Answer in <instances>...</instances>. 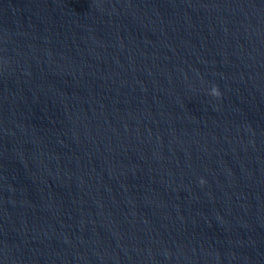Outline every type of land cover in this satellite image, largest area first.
Here are the masks:
<instances>
[{
  "label": "water",
  "instance_id": "water-1",
  "mask_svg": "<svg viewBox=\"0 0 264 264\" xmlns=\"http://www.w3.org/2000/svg\"><path fill=\"white\" fill-rule=\"evenodd\" d=\"M0 264H264V0H0Z\"/></svg>",
  "mask_w": 264,
  "mask_h": 264
},
{
  "label": "clouds",
  "instance_id": "clouds-1",
  "mask_svg": "<svg viewBox=\"0 0 264 264\" xmlns=\"http://www.w3.org/2000/svg\"><path fill=\"white\" fill-rule=\"evenodd\" d=\"M212 95H219L217 89L215 87H213L212 91H211Z\"/></svg>",
  "mask_w": 264,
  "mask_h": 264
}]
</instances>
